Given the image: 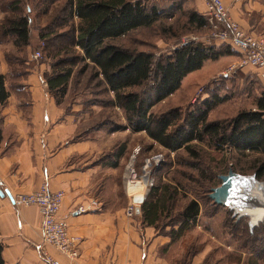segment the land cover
I'll return each instance as SVG.
<instances>
[{
  "label": "trees",
  "instance_id": "trees-1",
  "mask_svg": "<svg viewBox=\"0 0 264 264\" xmlns=\"http://www.w3.org/2000/svg\"><path fill=\"white\" fill-rule=\"evenodd\" d=\"M57 3L60 8L52 14L50 10ZM39 6L38 11L34 9L33 13L28 5H24V0H0V12L4 14L0 21V42L8 41L15 49V52L9 51L5 56L9 72L7 76L0 75V105L5 104L9 97L5 87L6 78L9 80V90L24 92L25 87L18 85L17 81L27 77V68L33 69L35 62L40 63L43 55H48V45L55 44L53 58L56 59L50 66V72L44 73L42 79L57 104L66 95L74 69L80 63L81 74L91 69L95 78H101L100 84L112 95L106 107L121 110L126 128L132 133L143 132L169 153L182 151L195 160H198L199 153L194 143H207L217 152L228 149L242 156L257 155L251 168L257 181L264 180V85L258 72L252 77H256L261 90L255 95L253 108L239 110L231 119L208 120L209 114L217 106L229 100L226 96L212 94L197 100L196 105L186 113L179 107L159 113L153 111L178 93L184 80L199 72L206 62H215L230 55L239 58L240 54L228 42L219 39L216 44L209 45L187 42L158 59L152 52L131 49L118 43L132 33L155 28L165 18L170 19L174 13L181 12L182 5L171 4L169 17L163 15L165 10L157 4H149L147 0H41ZM31 16L48 21L46 27L38 30L36 35L46 48L42 50L41 59L27 61L25 51L31 49L33 39ZM187 23L196 29L210 28L206 15L197 12L188 14ZM162 31L169 34L174 32V27L163 26ZM249 78L242 79L251 83ZM202 175L205 180H210L205 174ZM176 189L171 190L170 184L153 186L147 196L155 202L146 212L143 211L145 220H157V211L161 210L167 212L166 219L174 222L170 214L177 198ZM207 198V205L213 208L208 214L203 212L199 198L183 203L177 215L178 233L195 224L199 214V223L211 233L212 228L207 227L206 219L217 218L219 209L223 212L221 227L227 220L233 219L230 209L215 205L209 195ZM245 226L246 232L253 237L248 224ZM260 229H264V222L256 227L257 231ZM175 235L179 236L177 233ZM252 240L247 261L251 260L250 264H264V231L262 236L256 235ZM1 252L0 245V264H4ZM238 259L239 256L236 264Z\"/></svg>",
  "mask_w": 264,
  "mask_h": 264
},
{
  "label": "crops",
  "instance_id": "crops-1",
  "mask_svg": "<svg viewBox=\"0 0 264 264\" xmlns=\"http://www.w3.org/2000/svg\"><path fill=\"white\" fill-rule=\"evenodd\" d=\"M191 2L197 13L205 14L202 0ZM222 2L231 20L247 32L253 29L248 20L253 11L262 14L264 23V11H256V2ZM32 49L25 51L27 61L33 59ZM9 51L15 52L12 44L0 42L3 76L9 72L5 57ZM50 66L43 63L27 68V77L17 81L25 87L21 93L9 90V80H5L9 97L0 105V245L4 264H46L42 253L59 264H236L229 255L234 253L230 243L209 237L215 246L206 239L208 232L199 223L200 214L195 224L178 233L177 224H163L166 211H157V220H145L143 211L155 202L147 196L140 215L125 216L130 200L124 187L122 154L126 147L109 156L103 143L89 141V128L81 127V122L87 121L81 114L85 107L78 103L64 106L67 94L57 104L48 93L42 75L50 72ZM42 183L50 191L64 192L61 217L92 198L99 202L98 210L67 218L68 235L79 242L76 259L43 246L38 209L16 207L12 202V197L30 194Z\"/></svg>",
  "mask_w": 264,
  "mask_h": 264
},
{
  "label": "rangeland",
  "instance_id": "rangeland-1",
  "mask_svg": "<svg viewBox=\"0 0 264 264\" xmlns=\"http://www.w3.org/2000/svg\"><path fill=\"white\" fill-rule=\"evenodd\" d=\"M147 1L149 4H157L159 8L165 10L163 14L165 17H169L170 15L168 8L171 4L176 6L182 5L184 10L182 9L181 12L174 13L170 19L165 18L151 30H140L132 33L129 37L123 39V41L118 42L120 45L131 49L147 50L154 53L155 58L158 59L161 56L168 55L173 48L183 43L216 44L217 38L212 36L211 28L196 29L187 23L188 14L196 12L191 0ZM252 1L257 3L259 9L257 8L256 11H264V0ZM40 3L41 0H24V5H28L33 13L38 11ZM59 8L60 4L57 3L53 5L50 12L54 14ZM249 16L248 20L253 29H249L250 31L248 32L243 28L241 29L247 33L264 37L262 14L253 11ZM3 17L1 16L2 20ZM32 19V34L33 38H35L32 40V50L35 52L39 51L42 54L45 45L37 39L36 35L38 30L46 27L48 21L46 19H36L34 16ZM169 25L174 27V32L165 34L162 28ZM48 46L49 48L46 51L48 55H43V60L40 63L35 62L36 65L45 63L49 67L55 61L56 58H53V56H55L56 46L55 44ZM240 60V57L230 55L215 62H206L199 72L184 80L178 93L163 104L156 106L153 111L159 113L171 107H179L183 113H186L196 105L197 100L205 99L211 94L218 95V97L226 96L229 100L217 106L209 114L208 120L210 121L228 120L239 110L252 109L253 100L255 95L261 90V86L255 79L256 77H252L256 75L255 71L251 69L253 67H241L239 64ZM81 67L82 64L79 63L74 69L75 72L68 85L66 93L68 96L64 101V106L78 103L85 107L81 114L86 116L87 121L81 122V127L82 129L89 128V141L103 143L105 147L109 148L107 151L109 156L116 154L121 146L124 145L126 147L122 154L124 157L125 189L130 170L135 173L137 180L143 175L142 168L147 158L155 155L162 156L164 162L156 168L151 169L152 184L153 186L170 184L171 190L178 189H176L177 198L173 213L170 214L171 220H175L172 223L176 224L178 220L177 215L183 203L192 198H199L198 201L203 207L204 213L208 214L212 212L213 208L207 205V196L211 193L212 189L220 185V180L217 177L226 175L229 169L244 176L254 175L251 165L258 158L257 155L248 154L242 156L238 152L228 149L217 152L207 143H194L195 150L199 153L198 160H195L182 151L173 154L169 153L164 148L153 143L143 132L132 133L126 128L127 123L122 111L117 108L106 107V103L112 99V95L100 84L101 78H95L91 69L81 74ZM248 76L252 78V80L249 78L251 83H246L242 79ZM202 173L210 180H205ZM141 181L145 182L144 179ZM259 182H264V180ZM260 186L263 185L261 184ZM254 192L255 195L259 192L257 191V187ZM202 196H205V199H202ZM251 203H253V200H251ZM218 211L219 216L217 218L212 220L206 219L207 227L212 228V233L207 231L208 235L205 236L206 239L212 241L215 246L216 242L209 237L213 236L219 242L230 243L235 253L232 252V259L236 260L239 256L237 264H247V251L251 248L254 236H262L264 229L257 231L256 227L264 222V218L261 223H258L250 231L253 233L252 237L251 234L246 232L245 226L248 224L250 218L242 217L236 220V217H233V219L225 222L224 227H221L220 220L223 217V212L222 209ZM165 222L171 223L170 218L164 220L163 224ZM193 235L195 236V234ZM189 238L192 239L193 236L190 235ZM186 246L184 247L186 248ZM190 252L192 253L193 250L191 249Z\"/></svg>",
  "mask_w": 264,
  "mask_h": 264
},
{
  "label": "built area",
  "instance_id": "built-area-1",
  "mask_svg": "<svg viewBox=\"0 0 264 264\" xmlns=\"http://www.w3.org/2000/svg\"><path fill=\"white\" fill-rule=\"evenodd\" d=\"M206 6L208 25L212 30V36L228 42L231 47L240 54V66H250L258 71L260 81L264 85V37L247 33L233 22L222 0H202ZM34 60L42 58L39 51L32 56ZM226 74V73H225ZM163 158L155 155L145 160L142 168V177L136 180L135 173L130 170L126 180V191L130 192V200L125 207L124 214L128 219L140 215L141 207L153 187L151 169L156 168ZM145 180V182L141 180ZM14 206H34L41 217V244L50 246L64 256L73 260L78 257V239L69 237L67 232V218L74 215H83L96 211L99 202L96 198L89 200L87 204L79 205L69 211L66 216H59L64 199L63 191H50L46 183L30 194L16 195L12 197ZM46 264H59L46 253L41 254Z\"/></svg>",
  "mask_w": 264,
  "mask_h": 264
},
{
  "label": "water",
  "instance_id": "water-1",
  "mask_svg": "<svg viewBox=\"0 0 264 264\" xmlns=\"http://www.w3.org/2000/svg\"><path fill=\"white\" fill-rule=\"evenodd\" d=\"M220 185L211 190L209 194V199L218 206H223L230 209L233 212L232 217H236V220L242 217H248L250 220L248 221V227L250 231L258 225L256 221H254L250 216L245 214H241L237 209V202L241 201V199L247 197L249 194V186L252 184L263 185L264 190V182H259L256 180L255 176H244L240 175L233 170L229 169L226 175H220L219 177ZM254 192H252L253 194ZM252 199H257L260 202H264V196L262 192L254 195ZM264 217V215H263Z\"/></svg>",
  "mask_w": 264,
  "mask_h": 264
},
{
  "label": "bare ground",
  "instance_id": "bare-ground-1",
  "mask_svg": "<svg viewBox=\"0 0 264 264\" xmlns=\"http://www.w3.org/2000/svg\"><path fill=\"white\" fill-rule=\"evenodd\" d=\"M257 187V191L262 192L263 196H264V190H263V186L260 185H255L252 184L249 186V194L247 195L248 198H243L241 199V201L237 202V209L241 214H245L247 216H250L254 221H256L257 223H260L263 220V215H264V202H260L257 199H252V197L255 195V188ZM252 192H254L252 194ZM258 192V193H259ZM257 193V194H258ZM251 200H253V203H251Z\"/></svg>",
  "mask_w": 264,
  "mask_h": 264
}]
</instances>
